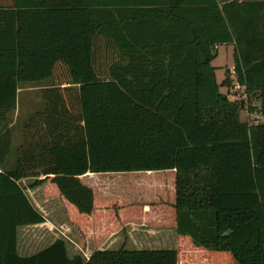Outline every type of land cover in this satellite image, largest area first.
Instances as JSON below:
<instances>
[{"label": "trees", "instance_id": "obj_1", "mask_svg": "<svg viewBox=\"0 0 264 264\" xmlns=\"http://www.w3.org/2000/svg\"><path fill=\"white\" fill-rule=\"evenodd\" d=\"M220 44L256 124L220 92ZM48 78L11 170L0 129V264H264V0H0L4 123L17 84ZM22 179L60 199L88 259L63 239L18 253L45 221ZM128 223L174 228L175 248L99 249Z\"/></svg>", "mask_w": 264, "mask_h": 264}, {"label": "rangeland", "instance_id": "obj_2", "mask_svg": "<svg viewBox=\"0 0 264 264\" xmlns=\"http://www.w3.org/2000/svg\"><path fill=\"white\" fill-rule=\"evenodd\" d=\"M215 67L216 82L220 85V92L227 94L231 100H241L240 119L249 125L256 124L263 120V117L257 110L250 111V108H258L259 104L256 100H248L246 96L237 88L234 73H231V83L229 86L221 85L227 77L226 71L234 67V49L232 44H220L216 48V57L212 61ZM51 80L44 79L38 82H28L27 85L34 86L31 92H22L17 100V109L19 110L15 116V112L7 117V128L11 133L10 151L7 161L4 165L5 169H13L16 162V148L22 140V128L27 122L30 114L40 111L44 108L40 88L50 85ZM15 121V122H14ZM14 122L11 127L10 123ZM132 176L115 177L112 182L120 180H131ZM33 179L22 180L20 183L26 191L33 205L43 214L50 217L55 226H47L46 221L37 225L23 226L18 229V251L21 255H32L45 247L49 246L57 237H61L74 252L76 243H80V235L75 227H73L64 216V211L57 196L54 199H48L44 194L45 183L30 188ZM47 197V198H46ZM64 213V214H63ZM59 224V225H58ZM169 230V231H168ZM160 230L142 224L128 223L123 229L113 233L109 239L102 244L103 248L116 250L120 247L127 249H172L175 241V229ZM101 244V245H102ZM100 245V246H101ZM99 246V247H100ZM72 254V253H71ZM84 258V257H83ZM85 259V258H84Z\"/></svg>", "mask_w": 264, "mask_h": 264}, {"label": "crops", "instance_id": "obj_3", "mask_svg": "<svg viewBox=\"0 0 264 264\" xmlns=\"http://www.w3.org/2000/svg\"><path fill=\"white\" fill-rule=\"evenodd\" d=\"M220 1H225V0H220ZM237 1H245V0H237ZM232 46H233V44H232ZM217 48V47H216ZM233 49H234V46H233ZM229 71H230V75H231V73H234V71L232 72V69H228ZM234 76H235V74H234ZM49 85H46V87H48ZM34 86H29V85H27V83H18L17 84V89H16V105H15V108H14V110H12V111H10L8 114H7V117L9 116V114H12L13 112H15V116L17 115V113H18V109H17V100H18V98L20 97L19 95L22 93V92H31V91H33L34 90ZM43 88H45V87H42V88H40V90H42ZM237 88H239L240 90H241V93L245 96V94H244V92H243V87L242 86H240V85H238L237 84ZM258 103V102H257ZM7 120V119H6ZM15 122V121H14ZM14 122H12V123H10L9 125H8V127H11L13 124H14ZM6 123H7V121L4 123V121L0 118V129L1 128H3V126H4V124L6 125ZM7 127V126H6ZM6 161H7V159H6ZM0 171H1V168H0ZM22 180H26V179H22ZM21 180V181H22ZM47 198V197H46ZM54 198H56V197H48V199H54ZM58 202H60L61 204H62V202L59 200ZM62 208H63V205H62ZM145 209H148V207L146 206L145 207ZM63 211H64V208H63ZM65 213V212H64ZM63 213V214H64ZM64 216H66L65 214H64ZM44 219H45V221H46V225L47 226H55V223L53 222V220L50 218V217H45L44 216ZM132 224V223H131ZM59 225V224H58ZM160 230H168V229H174V228H159ZM169 231V230H168ZM80 235V234H79ZM176 235V234H175ZM111 237V236H110ZM109 237V238H110ZM108 238V239H109ZM57 239H61V237H57ZM57 239H55V240H57ZM80 240V243L79 244H77L76 243V246H75V248H73L74 250V252H71L70 251V248L68 247V245L66 244V246H67V251H68V255L70 256V257H72V256H74V255H81L82 257H84L85 259H88L89 258V256L95 251V246H94V244H93V241L92 240H90V239H88V240H86V246H85V248L83 249L82 247H81V242H82V238H81V236H80V238H79ZM54 240V241H55ZM53 241V242H54ZM52 242V243H53ZM51 243V244H52ZM105 243H107V240H106V242ZM104 243V244H105ZM104 244H102L100 247H99V249H105V248H103V245ZM175 245H176V239H175V241H174V246H172L173 248H175ZM18 253H19V251H18ZM72 253V254H71ZM20 254V253H19ZM21 255V254H20ZM22 256H29V254L28 255H22Z\"/></svg>", "mask_w": 264, "mask_h": 264}, {"label": "water", "instance_id": "obj_4", "mask_svg": "<svg viewBox=\"0 0 264 264\" xmlns=\"http://www.w3.org/2000/svg\"><path fill=\"white\" fill-rule=\"evenodd\" d=\"M229 232H224V235H227Z\"/></svg>", "mask_w": 264, "mask_h": 264}]
</instances>
